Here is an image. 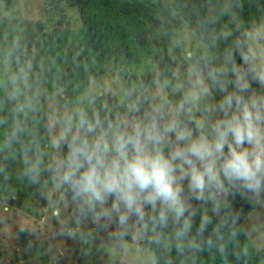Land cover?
Returning a JSON list of instances; mask_svg holds the SVG:
<instances>
[{"label":"clouds","instance_id":"obj_1","mask_svg":"<svg viewBox=\"0 0 264 264\" xmlns=\"http://www.w3.org/2000/svg\"><path fill=\"white\" fill-rule=\"evenodd\" d=\"M236 31L222 55L204 65L192 62L183 75L122 91L123 112L106 102L96 107L90 78L75 107L50 110L44 137L41 92L29 84L32 66L12 72L11 54L5 57L0 153L18 158L19 178L30 185L50 181L59 204L71 207L64 224L73 226L63 235L75 239L91 225L90 237H149L166 252L215 249L221 257L238 243L237 196L264 205V19ZM233 35L225 26L214 46ZM0 174L11 179L6 166Z\"/></svg>","mask_w":264,"mask_h":264},{"label":"rangeland","instance_id":"obj_2","mask_svg":"<svg viewBox=\"0 0 264 264\" xmlns=\"http://www.w3.org/2000/svg\"><path fill=\"white\" fill-rule=\"evenodd\" d=\"M82 38V23L76 6L57 0L0 1V99L4 96L3 85L7 81L3 62L10 53L12 72L25 63L32 66L29 84L33 91L39 89L41 92V107L37 114L41 137L45 135L44 125L50 110L65 105L75 107V101L89 86V79L74 74L83 62L79 59L88 55L92 59L91 63L90 58L85 61L86 68L99 67L95 56L85 51ZM130 47L133 60H124L114 71L92 78L99 93L97 108L106 102L114 112H123L119 107L122 91L143 85L135 83L131 86L127 78L143 77L155 70L152 58L145 57L138 43L132 42ZM188 53H191L190 59ZM206 53L203 41L192 29L184 26L171 42L172 73L183 75L190 63ZM144 86L154 87L153 83ZM60 88L64 89V94L56 95V90ZM41 143L46 145L47 140L42 139ZM0 165L6 166L11 174L9 180L0 174V264H9L14 259L18 260L17 264H153L149 251L137 246L130 236L123 241L111 239L102 232L90 237L87 231L91 225L86 226L83 234L75 239L63 235L66 227L73 226L64 224L71 207L56 206L57 209H66L59 218L53 214V204L48 208L41 207L46 196H51L55 202L59 198V193L52 191L51 183L47 185L51 187L50 194L43 183L30 185L26 178H19L22 166L18 158L16 161L6 160L5 155L0 153ZM43 179H47V174ZM30 223L45 224L50 230L49 235L39 242L34 240L20 244L17 234L19 230L31 226ZM242 226L250 245L255 249L262 248L264 205L254 207L242 221ZM104 236L106 239H103ZM260 264H264V259Z\"/></svg>","mask_w":264,"mask_h":264},{"label":"trees","instance_id":"obj_3","mask_svg":"<svg viewBox=\"0 0 264 264\" xmlns=\"http://www.w3.org/2000/svg\"><path fill=\"white\" fill-rule=\"evenodd\" d=\"M15 3L17 0H0ZM70 6H76L82 23V41L86 52H90L99 63L98 68L87 69L88 58L82 56L78 72L79 78H94L104 72L114 71L124 60L134 59L130 43L136 42L146 58L151 57L155 70L143 77L127 78L131 86L135 83L149 85L154 79H171L172 61L170 46L173 37L184 26L192 29L203 41L207 53L196 62L204 65L209 59L221 56L223 51L239 36L237 26L246 28L264 19V0H57ZM227 26L233 30V37L220 40L214 46V38ZM83 53V51H82ZM237 61L239 56L237 54ZM89 70V71H86ZM122 76V75H121ZM256 87V85H254ZM217 93V98H219ZM178 96H172L175 100ZM254 208L245 199L237 196L233 203L234 210H242L237 226L238 243H229L226 255L212 249L198 254L178 255L173 248L166 252L162 247L150 242L149 237L139 238L138 244L146 248L153 259V264H260L264 259V246L253 248L242 221ZM224 213L222 212L221 215ZM171 229L168 230L170 234ZM151 234H149L150 236ZM20 244L32 239L25 229L17 234ZM246 247L248 254L241 249ZM14 259L9 264H17Z\"/></svg>","mask_w":264,"mask_h":264},{"label":"crops","instance_id":"obj_4","mask_svg":"<svg viewBox=\"0 0 264 264\" xmlns=\"http://www.w3.org/2000/svg\"><path fill=\"white\" fill-rule=\"evenodd\" d=\"M49 183H51V182H49ZM51 187H48L47 186V190H48V193L50 192V194L52 193V191H51V189H50ZM14 197V196H13ZM51 204H53V206H52V211H53V213L55 212V211H57V208H56V206H59L60 204H59V198L57 199V201L55 202V201H53V199H51V196H46V200L44 201V202H42V205H41V207L42 208H48V206H50ZM4 208L6 209V206H4ZM29 211V210H28ZM27 211V212H28ZM30 212V211H29ZM26 214H28V213H26ZM30 225L31 226H27V228H25V230H26V232H27V234H29V235H31L32 236V239L30 240V241H28V242H31V241H34V240H37L38 242L39 241H41L42 240V238H45L46 236H48L49 234V232H50V230L48 229V228H46V225L44 224V225H37L36 223H30ZM103 239H106L105 238V236L103 237ZM138 240L139 239H137L136 240V245L137 246H140L139 244H138ZM27 242V243H28ZM26 244V243H25Z\"/></svg>","mask_w":264,"mask_h":264}]
</instances>
